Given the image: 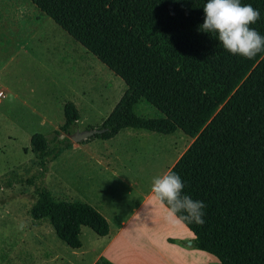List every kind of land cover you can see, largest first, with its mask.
Wrapping results in <instances>:
<instances>
[{"label":"trees","instance_id":"16d2710c","mask_svg":"<svg viewBox=\"0 0 264 264\" xmlns=\"http://www.w3.org/2000/svg\"><path fill=\"white\" fill-rule=\"evenodd\" d=\"M43 14L121 77L127 88L90 138L110 139L127 127L161 134L182 129L193 141L168 172L180 175L184 193L203 201L204 224L184 222L193 247L216 255L222 264H264V51L253 59L233 55L216 34L200 30L207 0H31ZM260 12L250 25L264 36V0H240ZM145 101L160 116L135 108ZM64 134L50 148L43 133L31 137L39 165L73 147L67 136L81 117L74 101L64 104ZM167 172V173H168ZM30 209L48 220L60 240L82 246L83 226L105 236L104 214L82 200H60L37 187ZM60 264H72L63 262ZM95 264H114L101 256Z\"/></svg>","mask_w":264,"mask_h":264},{"label":"rangeland","instance_id":"374dc122","mask_svg":"<svg viewBox=\"0 0 264 264\" xmlns=\"http://www.w3.org/2000/svg\"><path fill=\"white\" fill-rule=\"evenodd\" d=\"M126 88L121 77L31 0H0V264H60L75 258L48 220L32 218L38 186L68 201L110 197L115 190L125 193L123 178L148 191L153 179L193 140L182 129L169 135L125 131L115 143L119 164L113 175L93 165L82 148L75 150L78 142L67 135L73 147L55 159L48 157L47 170L41 168L31 137L45 134L51 149L63 143L59 139L64 134L54 139L53 132L65 122L67 100L75 102L81 115L74 130L84 131L103 122ZM135 112L161 115L145 101ZM105 140L80 142L108 144Z\"/></svg>","mask_w":264,"mask_h":264},{"label":"crops","instance_id":"0c3cea01","mask_svg":"<svg viewBox=\"0 0 264 264\" xmlns=\"http://www.w3.org/2000/svg\"><path fill=\"white\" fill-rule=\"evenodd\" d=\"M80 121L81 118L79 124ZM142 129L122 130L105 140L109 143L104 145L78 142L75 143V150L82 148L93 165L107 168L117 175L114 169L118 168L119 162L115 143L124 136L125 131L139 133ZM192 141L189 140L162 175L170 170ZM120 184L126 186L125 193L115 190L110 197L104 195L85 200L104 214L109 221L110 231L101 236L92 228L83 226L82 246L73 248L75 258L68 259L70 263L95 264L101 256H105L114 264H222L216 255L189 243L193 241L194 233L184 222L168 217L166 205L156 198L152 185L148 191H142L136 187L135 181L123 178ZM56 256L59 257L58 252Z\"/></svg>","mask_w":264,"mask_h":264},{"label":"clouds","instance_id":"9594fccd","mask_svg":"<svg viewBox=\"0 0 264 264\" xmlns=\"http://www.w3.org/2000/svg\"><path fill=\"white\" fill-rule=\"evenodd\" d=\"M203 10L205 20L200 30L215 33L225 50L248 59L264 51V36L250 27L260 19L258 9L250 4L242 5L240 0H207ZM184 188L185 182L174 172L155 177L152 183V192L166 205L170 219L204 224L203 210L206 205L185 194Z\"/></svg>","mask_w":264,"mask_h":264},{"label":"water","instance_id":"95a60500","mask_svg":"<svg viewBox=\"0 0 264 264\" xmlns=\"http://www.w3.org/2000/svg\"><path fill=\"white\" fill-rule=\"evenodd\" d=\"M100 129L97 128H93V129H86L84 131H75L74 133L68 134L71 139L75 142H80L82 140H85L91 136H93L94 134L100 132ZM190 244L193 243L192 240L189 241Z\"/></svg>","mask_w":264,"mask_h":264},{"label":"built area","instance_id":"2783aa9c","mask_svg":"<svg viewBox=\"0 0 264 264\" xmlns=\"http://www.w3.org/2000/svg\"><path fill=\"white\" fill-rule=\"evenodd\" d=\"M4 97L3 91H0V98Z\"/></svg>","mask_w":264,"mask_h":264}]
</instances>
